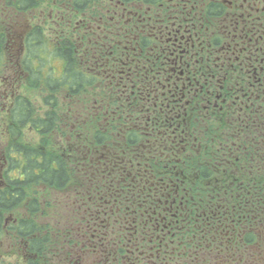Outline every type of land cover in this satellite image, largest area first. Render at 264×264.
I'll use <instances>...</instances> for the list:
<instances>
[{
    "label": "flooded vegetation",
    "instance_id": "flooded-vegetation-1",
    "mask_svg": "<svg viewBox=\"0 0 264 264\" xmlns=\"http://www.w3.org/2000/svg\"><path fill=\"white\" fill-rule=\"evenodd\" d=\"M16 7L0 0L9 105L30 76L21 61L35 27L69 37L77 60L69 73L57 58L45 67L77 87L54 140L76 171L58 194L73 215L55 238L60 264H264L256 214L248 222L225 186L237 159L226 151L264 111V0Z\"/></svg>",
    "mask_w": 264,
    "mask_h": 264
},
{
    "label": "trees",
    "instance_id": "trees-1",
    "mask_svg": "<svg viewBox=\"0 0 264 264\" xmlns=\"http://www.w3.org/2000/svg\"><path fill=\"white\" fill-rule=\"evenodd\" d=\"M42 1L16 0V8L20 12H26L29 8L40 7ZM6 4L12 3L7 1ZM45 39L40 27H35L26 36L28 54L24 56L22 64L30 74L25 82L26 89L31 88L33 95L35 89L39 88H42V93L48 92L49 95L42 97V100L49 110L42 116L37 115L33 102L23 93L14 98L8 113L0 110V147L4 146L0 153V183L3 185L0 188V238L27 240L28 251L41 258L49 252L46 250L47 246L57 248L52 240L51 223L40 225L37 215L43 211H53L59 204L58 194L73 187L76 177L75 169L55 150L51 142V138L55 139L61 114L60 106L53 100H57L61 91L71 98L75 93L73 87L77 88L75 78L67 81L66 78H55L52 74L44 77L41 72L52 58L63 61L68 73L74 70L77 60L69 37L63 43L58 41L59 44L62 43V47H58L57 43L52 49L46 46ZM4 41V35L0 34V75L5 71ZM81 83L84 84L85 81L81 80ZM252 125L254 128H249L248 132L240 136L232 152L227 150L225 153V157L232 154L237 158L232 162L233 177L225 179V186L234 183L233 188L239 196L234 202L240 203L243 211H247L248 222L251 213L256 214L257 229L259 234L264 235V111L257 115ZM32 133L40 136L37 142L28 137ZM52 133L54 136H49ZM227 164L225 160V166L229 168ZM52 192L54 196L49 195ZM17 210L22 211V216L18 218V212L11 217V224L5 225L7 216L14 215ZM43 219L52 221L58 218ZM261 241L264 239H259V243ZM0 264H3L2 260ZM38 264H42V261Z\"/></svg>",
    "mask_w": 264,
    "mask_h": 264
},
{
    "label": "rangeland",
    "instance_id": "rangeland-1",
    "mask_svg": "<svg viewBox=\"0 0 264 264\" xmlns=\"http://www.w3.org/2000/svg\"><path fill=\"white\" fill-rule=\"evenodd\" d=\"M66 38H67V36H66ZM44 41H46V43L50 42V41H47V39H45ZM52 43H54V42H52ZM55 45L56 44H54V45L51 44V48H55L54 47ZM3 52H4V57H5V65L9 67L12 64L13 61L12 60H9V58L7 56V53H6V50H5V46H4ZM52 64L55 66L54 68H55L56 72H58L59 70H61L62 64H61L60 61L59 62H54ZM41 74L44 77H48L49 76L48 73H47V69L44 68V67L42 69ZM4 80L6 82L8 80V75H7V72L6 71L2 72V74L0 75V90H3V91L5 90V88L3 87V84L4 83H2V81H4ZM41 90H42V88H39L37 90L35 89V92H34L35 95H33V90L31 88H28V90H27L25 87H23V88L21 86L19 87V92H22L25 96L29 97L31 99V101L33 102V105H34V108H35V110L37 112V115H41L42 116V115H44V113L47 110H49V108H47L46 106L43 105L42 97L43 98L44 97H47L49 95V93L48 92L42 93ZM36 91H38V92H36ZM61 92L57 95V100H53V101L54 102L56 101L57 104L60 106L59 109L61 108V110L62 111H65V113H66L68 111V108L71 105H73L74 101L71 102L72 99L66 97L65 95H63L64 93H61ZM63 92H65L64 89H63ZM6 103H8V101L6 99L3 100V105L4 106L6 105ZM75 106H76V104H74V107ZM59 129H60V127H59ZM28 131L30 132L31 130L29 129ZM49 136H54V134L52 133ZM28 137H31L32 138L31 141H34V142H37L40 139V136L38 134L37 135L35 134V136H34L33 133L30 136H28ZM51 140H52L51 141L52 142V145L55 146V150L58 153H60L59 150L56 148V146L57 147H59V146L54 143V140L55 139L54 138L53 139L51 138ZM70 189H72V186L69 188V190ZM43 193L45 194V191ZM49 195L54 196L53 195V192L50 193ZM52 210L53 211L47 212V213H45V211H43V213H40L39 215H37L38 216L37 221H38V223L40 225H43L46 222H50L51 223L52 230L57 231L58 228H59V226H60V224H61V222L66 219L65 217L67 216V211L65 210V208L63 206H61V204H58ZM18 212L20 214L18 216V218L21 217L22 216V211H20V210L15 211L14 215L9 216V217H14L15 214H18ZM48 213L49 214H53V215H49ZM43 218H48V219L58 218V219H56V220H52L51 219L52 221H49V220H45ZM10 224H11V221L9 219L8 220V225H10ZM57 234H59V232ZM55 238H56V235H53L52 234V240H54ZM10 239H11L10 237L0 238V242H1L0 243V260H2L5 264H14L15 263V258H17V260L19 261L17 264H24L20 260V256L14 257L12 255V251H11L12 248L11 249L9 248V246L11 244ZM7 243H9V244H7ZM15 245H16V243H15ZM47 245H48V243H47ZM46 250H49L50 253L53 252L51 250V246H47L46 247ZM9 253H10V255H9Z\"/></svg>",
    "mask_w": 264,
    "mask_h": 264
}]
</instances>
